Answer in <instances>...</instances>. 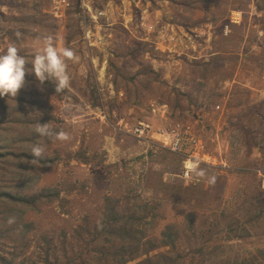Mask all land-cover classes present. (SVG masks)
Returning <instances> with one entry per match:
<instances>
[{
	"label": "rangeland",
	"instance_id": "1",
	"mask_svg": "<svg viewBox=\"0 0 264 264\" xmlns=\"http://www.w3.org/2000/svg\"><path fill=\"white\" fill-rule=\"evenodd\" d=\"M45 37L67 86L0 97V192L30 202L0 200V264H264V0H0V54ZM186 130L190 180L158 136Z\"/></svg>",
	"mask_w": 264,
	"mask_h": 264
},
{
	"label": "clouds",
	"instance_id": "2",
	"mask_svg": "<svg viewBox=\"0 0 264 264\" xmlns=\"http://www.w3.org/2000/svg\"><path fill=\"white\" fill-rule=\"evenodd\" d=\"M72 55L69 49H64L58 53L51 43V38L45 37L42 51L33 55L30 64H26L25 57L18 54L17 48L14 45H9L0 54V97H16L18 91L25 86V76L28 73L35 77L39 85L48 81L54 85L55 91L59 92L67 86L69 79L63 58ZM35 130L42 137L52 135L47 124L42 126L37 124ZM54 135L57 139L66 138L64 132H57ZM41 152L42 149L39 146H34L32 149L34 158H38Z\"/></svg>",
	"mask_w": 264,
	"mask_h": 264
},
{
	"label": "built area",
	"instance_id": "3",
	"mask_svg": "<svg viewBox=\"0 0 264 264\" xmlns=\"http://www.w3.org/2000/svg\"><path fill=\"white\" fill-rule=\"evenodd\" d=\"M151 132V125L146 122H139L132 129V134L142 140H147ZM158 135L163 138L162 145H167L171 152L186 158L187 162L183 164L182 178L190 180L194 166L198 163V160H194L199 156V149L202 148L200 141L192 132L187 130L183 132L159 133Z\"/></svg>",
	"mask_w": 264,
	"mask_h": 264
},
{
	"label": "trees",
	"instance_id": "4",
	"mask_svg": "<svg viewBox=\"0 0 264 264\" xmlns=\"http://www.w3.org/2000/svg\"><path fill=\"white\" fill-rule=\"evenodd\" d=\"M3 199L10 203H17V204H29L30 202L26 200L24 197L12 195L5 192H0V200ZM33 202V201H32ZM121 263H125V260H122Z\"/></svg>",
	"mask_w": 264,
	"mask_h": 264
},
{
	"label": "crops",
	"instance_id": "5",
	"mask_svg": "<svg viewBox=\"0 0 264 264\" xmlns=\"http://www.w3.org/2000/svg\"><path fill=\"white\" fill-rule=\"evenodd\" d=\"M159 136V135H158ZM160 140L163 141V138L161 136H159Z\"/></svg>",
	"mask_w": 264,
	"mask_h": 264
}]
</instances>
